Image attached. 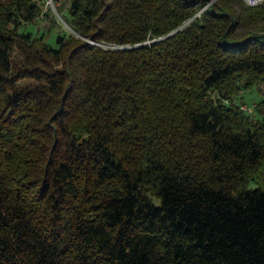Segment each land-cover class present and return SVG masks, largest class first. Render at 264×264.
Masks as SVG:
<instances>
[{
    "label": "trees",
    "instance_id": "trees-1",
    "mask_svg": "<svg viewBox=\"0 0 264 264\" xmlns=\"http://www.w3.org/2000/svg\"><path fill=\"white\" fill-rule=\"evenodd\" d=\"M45 1L0 0V264H264V1Z\"/></svg>",
    "mask_w": 264,
    "mask_h": 264
},
{
    "label": "rangeland",
    "instance_id": "rangeland-1",
    "mask_svg": "<svg viewBox=\"0 0 264 264\" xmlns=\"http://www.w3.org/2000/svg\"><path fill=\"white\" fill-rule=\"evenodd\" d=\"M53 5L56 6L53 0H46L39 18H37L34 23L23 24L21 30L31 31L36 35H42L49 43L56 45V36L58 34H68L72 32V27L68 25L65 18L61 14L56 13ZM208 6L209 3H206L203 7L206 8ZM203 7L195 14V16L199 15L204 10ZM153 40L154 39L149 40V44L152 43L151 41ZM101 45L106 48L121 47L120 45L114 43H101ZM263 100L264 84L260 82H256L250 87L242 89L234 97V103L238 105L247 116L255 121H259L264 118V103L259 105V103ZM258 106L262 109H257ZM252 184L254 185V183Z\"/></svg>",
    "mask_w": 264,
    "mask_h": 264
},
{
    "label": "water",
    "instance_id": "water-1",
    "mask_svg": "<svg viewBox=\"0 0 264 264\" xmlns=\"http://www.w3.org/2000/svg\"><path fill=\"white\" fill-rule=\"evenodd\" d=\"M53 8H54V10L56 11V13H58V11H57L55 5H53ZM203 8H204V7H203ZM199 13H200V12H199ZM179 29H180V28L174 30L173 32H175V31H177V30H179ZM173 32H172V33H173ZM170 34H171V33H170ZM170 34H168V35H170ZM168 35H167V36H168ZM164 37H165V36H164ZM164 37H160V38L154 39V40L151 41V42H156V41H158V40L163 39ZM146 44H149V41H145V42H143V43L135 44V45H133V47H140V46H143V45H146Z\"/></svg>",
    "mask_w": 264,
    "mask_h": 264
},
{
    "label": "built area",
    "instance_id": "built-area-1",
    "mask_svg": "<svg viewBox=\"0 0 264 264\" xmlns=\"http://www.w3.org/2000/svg\"><path fill=\"white\" fill-rule=\"evenodd\" d=\"M247 5L254 6L262 3L264 0H243Z\"/></svg>",
    "mask_w": 264,
    "mask_h": 264
}]
</instances>
